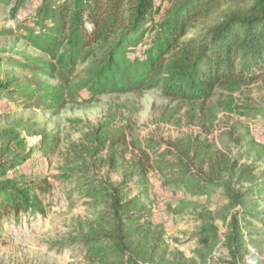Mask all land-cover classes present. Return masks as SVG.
<instances>
[{
  "label": "trees",
  "instance_id": "16d2710c",
  "mask_svg": "<svg viewBox=\"0 0 264 264\" xmlns=\"http://www.w3.org/2000/svg\"><path fill=\"white\" fill-rule=\"evenodd\" d=\"M35 2L17 16L14 30L0 25V36L13 35V44L24 42L23 48L12 46L14 52L0 58V111L58 112L69 104H93L104 95L156 90L167 100L199 105L206 132L215 127L218 111L234 113L226 135L242 151L240 156L254 146L253 129L264 131V105L243 108L236 98L248 87L264 84V0ZM22 3L16 0L14 17ZM13 71L27 74L20 79ZM113 121L111 113L91 130L85 150H90L95 168L111 171L129 152L119 182L63 170L54 175L75 185L98 209L97 222L75 240L86 264H197L170 251L163 225L153 221L151 206L141 200L149 195L151 172L172 191L207 197L222 191L227 200L221 215L226 226L223 243L230 263L241 264L251 255L254 234L240 219L264 222L258 210L264 203V170L259 173L257 165L261 154L240 164L239 158H229L203 139L163 142L130 130L126 141V136L113 135ZM0 137V219L42 212L48 179H15L10 172L35 148L46 154L51 140L43 135L33 148L18 132H11L6 141ZM211 219L209 212L199 215L202 228L197 235L206 245L198 252L202 263L218 241Z\"/></svg>",
  "mask_w": 264,
  "mask_h": 264
},
{
  "label": "rangeland",
  "instance_id": "374dc122",
  "mask_svg": "<svg viewBox=\"0 0 264 264\" xmlns=\"http://www.w3.org/2000/svg\"><path fill=\"white\" fill-rule=\"evenodd\" d=\"M36 0H23L13 16L12 9L16 0H0V25L4 29L14 30L17 16L23 14ZM14 36H0V58L8 56L12 46L23 48L24 42L13 44ZM31 54H38L32 48ZM18 78L26 76L24 71H13ZM240 107H258L264 105V84H254L236 94ZM199 105L167 100L156 90H146L122 95H104L89 105L69 104L65 109L55 111L20 108L5 113L0 111V135L4 140L11 132H18L27 147L35 148L43 135H48L51 148L44 154L38 148L33 150L29 159L10 172L15 179L46 177L49 191L41 195L43 211L33 216L21 212L16 218L9 214L0 219V264H86L78 251L79 239L83 232L89 231L97 222V208L81 197L75 185L54 178L59 171H71L75 176L85 175L108 183L120 181L122 166L129 158L120 161L115 171L107 167L95 168L91 164L87 135L92 129L104 122L114 113L110 128L114 136H126L129 131L144 136L152 135L163 142L180 141L187 144L194 139H203L212 143L231 159L247 164L261 154L258 172L264 170V131L258 130L255 143L246 156H240L241 150L235 148L227 138L235 114L226 110L218 111L214 128L206 132L202 125ZM119 128H123L120 133ZM52 136L58 141L52 140ZM0 139H2L0 137ZM4 141V142H5ZM118 148H121L120 146ZM77 154L82 156L79 160ZM104 154V152H103ZM72 169V170H70ZM137 191H133L131 196ZM142 202L152 208V219L163 225L166 242L171 252L179 251L197 264H232L223 243L226 226L221 220L223 207L227 200L222 191L207 196H194L188 192L172 191L162 185L161 178L154 173L149 175V195L141 197ZM264 221V203L258 206ZM209 212L212 224L217 229L218 241L207 251L204 263L199 260L198 252L206 245L200 243L197 235L202 228L199 215ZM248 222L253 231L255 245L249 246L251 255L241 264H264V222L240 219V224ZM209 240L208 244H211Z\"/></svg>",
  "mask_w": 264,
  "mask_h": 264
},
{
  "label": "built area",
  "instance_id": "2783aa9c",
  "mask_svg": "<svg viewBox=\"0 0 264 264\" xmlns=\"http://www.w3.org/2000/svg\"><path fill=\"white\" fill-rule=\"evenodd\" d=\"M258 130H259V129H257V128L253 129V136H254V137L257 136L256 134H257V131H258Z\"/></svg>",
  "mask_w": 264,
  "mask_h": 264
}]
</instances>
